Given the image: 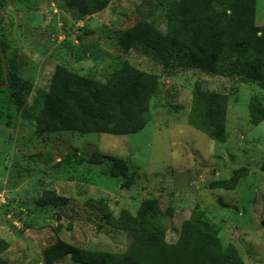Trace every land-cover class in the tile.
I'll return each mask as SVG.
<instances>
[{
    "label": "rangeland",
    "instance_id": "1",
    "mask_svg": "<svg viewBox=\"0 0 264 264\" xmlns=\"http://www.w3.org/2000/svg\"><path fill=\"white\" fill-rule=\"evenodd\" d=\"M256 10L261 19L264 0H257ZM6 12L12 18L3 25L15 23L7 33L12 42L7 54L17 59L18 75L34 89L48 90L63 64L106 80L127 60L157 73L160 90L150 100L148 125L132 134H38L36 121L15 108L11 125L0 121L4 259L81 264L67 245L164 257L163 247L114 227L105 216L106 209L116 216L136 214L145 201L157 199L169 242L177 241L197 208L217 228L223 246L238 249L246 264H264V120L255 125L250 114L253 97L264 104V84L198 68L170 73L131 45L126 30L147 13L163 32L186 34L184 23L168 19L158 0H110L91 15L63 0H9ZM198 86L228 95L224 122L208 118L195 96ZM49 196L65 203L45 202Z\"/></svg>",
    "mask_w": 264,
    "mask_h": 264
},
{
    "label": "trees",
    "instance_id": "2",
    "mask_svg": "<svg viewBox=\"0 0 264 264\" xmlns=\"http://www.w3.org/2000/svg\"><path fill=\"white\" fill-rule=\"evenodd\" d=\"M63 1L66 7L80 14L91 15L101 11L110 0ZM158 1L165 4L168 19L184 23L186 34L178 30L163 32L147 13L127 28L131 45L155 57L170 73L198 68L225 76H245L264 84V25L256 24L257 0ZM8 2L0 0L4 13L0 20V42L9 74V86L0 89V121L11 125L9 117L15 108L22 109L27 119L36 121L38 134L125 135L148 125L150 100L160 90V78L157 73L141 70L127 60L106 80L82 76L64 64L56 67L48 90L34 89L32 82L23 80L17 72V59L7 54L12 43L7 33L15 27L13 20L9 26L3 25L5 18H12L6 12ZM6 82L0 51V85ZM30 96L32 103H28ZM195 96L211 121L226 120L227 94L198 86ZM40 107L43 109L37 115ZM250 114L255 125L264 120V104L256 97L250 103ZM45 202L62 205L65 199L49 196ZM105 216L114 227L163 247L164 257L139 250L111 252L67 245L74 261L81 264H246L238 249L222 245L217 228L201 209H194L184 221L176 242L166 239L157 199L145 201L136 214L124 211L116 216L106 209ZM7 248L8 243L0 237V264H10L2 257Z\"/></svg>",
    "mask_w": 264,
    "mask_h": 264
},
{
    "label": "water",
    "instance_id": "3",
    "mask_svg": "<svg viewBox=\"0 0 264 264\" xmlns=\"http://www.w3.org/2000/svg\"><path fill=\"white\" fill-rule=\"evenodd\" d=\"M4 13L2 12V10L0 9V20L3 18ZM0 51H1V56H2V61H3V67H4V71H5V76H6V84H2L0 85V89L5 88L7 86H9V74H8V65H7V58H6V53L2 47V44L0 42Z\"/></svg>",
    "mask_w": 264,
    "mask_h": 264
},
{
    "label": "crops",
    "instance_id": "4",
    "mask_svg": "<svg viewBox=\"0 0 264 264\" xmlns=\"http://www.w3.org/2000/svg\"><path fill=\"white\" fill-rule=\"evenodd\" d=\"M256 24L257 25H264V16H262L261 17V19L260 18H258V15L256 14ZM86 179H82L81 181H85Z\"/></svg>",
    "mask_w": 264,
    "mask_h": 264
}]
</instances>
